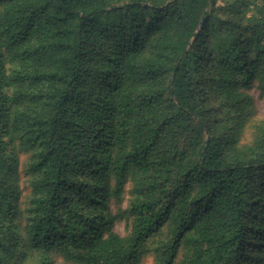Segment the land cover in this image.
Masks as SVG:
<instances>
[{
    "label": "trees",
    "instance_id": "trees-1",
    "mask_svg": "<svg viewBox=\"0 0 264 264\" xmlns=\"http://www.w3.org/2000/svg\"><path fill=\"white\" fill-rule=\"evenodd\" d=\"M256 93L264 0H0V264H264Z\"/></svg>",
    "mask_w": 264,
    "mask_h": 264
},
{
    "label": "rangeland",
    "instance_id": "rangeland-1",
    "mask_svg": "<svg viewBox=\"0 0 264 264\" xmlns=\"http://www.w3.org/2000/svg\"><path fill=\"white\" fill-rule=\"evenodd\" d=\"M255 97L258 99L257 100V115L259 116V118L261 120H264V97L259 99L258 94H255ZM247 135V133H246ZM116 230L120 233H123V225L122 223H119L116 225ZM58 262H61L62 264H70L67 262H64L61 258H57ZM151 260L150 259H146L144 260V262L142 264H150Z\"/></svg>",
    "mask_w": 264,
    "mask_h": 264
}]
</instances>
